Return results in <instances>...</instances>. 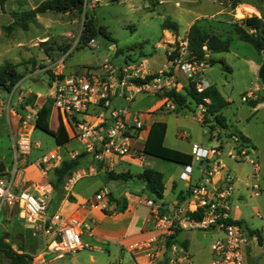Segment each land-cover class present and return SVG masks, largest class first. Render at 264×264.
Wrapping results in <instances>:
<instances>
[{
	"label": "rangeland",
	"instance_id": "374dc122",
	"mask_svg": "<svg viewBox=\"0 0 264 264\" xmlns=\"http://www.w3.org/2000/svg\"><path fill=\"white\" fill-rule=\"evenodd\" d=\"M43 1L45 0H8L5 10L0 7V66L10 62L15 66L16 71L23 75L11 92L0 88V159H3L8 167L12 166L14 155L10 127L14 118L9 114L10 101L11 105L17 103L22 110L26 102H34L39 94V103H41L51 97L53 82L60 77L59 75L82 74L86 69H100L106 59H109L116 68L147 60L151 70L162 69L163 63L168 61L167 55L171 45L168 42L188 36L190 27L198 23L208 34L217 35L229 42L227 52L217 53L214 56L215 62L206 72V79L212 85H216L229 101V105L221 112L226 120L227 137L226 154L222 159L236 177L231 213L234 217L240 218L244 229L262 231L264 228V102L261 99L264 87L259 71L263 63V54L258 53L250 43L242 40L236 30L241 27L247 28L244 19L253 14L250 8L242 6L235 11L215 0H88L86 8L89 15L95 19L98 26H104L109 34V38L98 35L94 47L79 45L85 13L39 14L28 30L6 32L5 27L13 21L12 12L34 9ZM256 1L264 10V0ZM166 19L178 24V32L163 28ZM45 41H47L46 46L43 45ZM112 45H116V51L111 49ZM46 47L50 55L46 52ZM60 47H69V49L63 53ZM62 57L63 65H60L58 61ZM257 86L260 89L254 91ZM251 91L254 96H248ZM18 97H22V100ZM243 97L248 100L244 101ZM152 100L153 97L140 96L130 108H145L153 103ZM253 100L255 104L251 103ZM38 107H33L32 111L35 112ZM195 110L196 103L191 100L190 109L187 111L182 109L178 114L172 112L152 117V119L163 118L166 121L167 145L182 148L188 146L189 142L208 144L212 130L208 124H201L193 117ZM60 117L62 115L55 110L50 120V128L54 135L38 128L34 130L31 136L34 146L29 157L31 163H35L37 159L57 147V141L62 133ZM213 121L214 119L210 118V122ZM214 127L216 130L222 128L215 121ZM178 132L189 135V138L177 139ZM233 136L242 142V136L249 138V142L243 144L245 148L250 144L249 154L260 166L258 196H254L249 186H246V182L251 181L248 176L252 173V165L247 161L231 160L227 156L233 147L230 141L233 140ZM36 142L40 143V148L35 146ZM237 146L238 143L234 145ZM67 147L81 148L75 141ZM220 147L221 149L224 147L223 142L220 143ZM159 163L161 169L167 167V170L174 171L177 175L184 170L176 163L165 160ZM196 166L195 164V172H197ZM100 183L98 176L84 177L80 180L79 187H83L86 193L93 194ZM178 183L182 186L180 180ZM145 196L148 194L145 193ZM54 208L55 203L51 205V211ZM196 233L205 246L220 232L207 230ZM42 234L39 224H27L16 215L14 210L0 209V238H6L14 249L23 245L34 253V264H92L91 256L100 258V264L107 263L104 254L91 252L88 249L56 259V253L47 251L43 239L41 240ZM32 246L34 247L30 248ZM0 264H7L2 254H0ZM196 264H207L206 257H199Z\"/></svg>",
	"mask_w": 264,
	"mask_h": 264
},
{
	"label": "built area",
	"instance_id": "2783aa9c",
	"mask_svg": "<svg viewBox=\"0 0 264 264\" xmlns=\"http://www.w3.org/2000/svg\"><path fill=\"white\" fill-rule=\"evenodd\" d=\"M95 39L89 45L94 47ZM169 52L164 67L153 73L146 61L114 67L109 59L99 69H86L82 74H69L53 82L51 98L53 107L63 117L73 136L80 144V150L63 154L52 151L36 161L43 177L59 167L68 159H76L85 153V165L68 179L66 187L87 175L110 174L116 172L114 161L132 152L131 141L137 137L143 127V117L130 108V104L140 95L159 97L162 109L176 111L174 98L168 93L185 92L191 86L198 93L204 92L210 83L206 72L211 67L212 53L207 42L202 46V56H198L189 45L188 36L168 42ZM111 49L116 51V45ZM63 65V57L58 61ZM256 87L254 91H258ZM248 96H254L251 91ZM125 104H118L117 100ZM244 101L248 99L243 97ZM209 99L196 104L193 117L201 124L206 120ZM15 107L9 102L8 109ZM16 110V108H15ZM36 115L26 113L19 132L12 133L14 143L13 168L0 173V209L14 210L16 215L27 224L40 226L46 236V249L56 253V259L74 254L89 245L83 241V235L93 236V227L77 216L61 219L48 216L49 193L45 185H35L36 194L20 189L23 177L21 162L32 153L34 143L28 129L29 122ZM212 135L217 136L212 130ZM238 146L228 154L234 161H247L253 169L248 184L254 196L259 195L260 166L251 158L243 142L233 136ZM35 146L40 148V143ZM222 149L193 144L190 154L193 162L204 166L203 174L197 181H192L193 165H185L180 179L188 182L186 199L175 205L171 214L161 212V205L148 198L146 205L150 209L149 221L153 224L156 235L130 246L155 260L163 251L171 252V264H193L189 253L170 241L178 231L217 230L222 237L211 244V264H245V249L253 243L264 246V230L253 233L238 224L231 215V201L235 193V175L221 158ZM109 187H104L96 195V200L103 210L109 208ZM164 239V241H162Z\"/></svg>",
	"mask_w": 264,
	"mask_h": 264
},
{
	"label": "crops",
	"instance_id": "0c3cea01",
	"mask_svg": "<svg viewBox=\"0 0 264 264\" xmlns=\"http://www.w3.org/2000/svg\"><path fill=\"white\" fill-rule=\"evenodd\" d=\"M242 6H245V8L246 7L250 8V11L253 12V14L249 15L250 17L253 15L261 17L260 10L262 8L261 6H259V2H257L256 0H243V2L239 4L237 8L234 10L237 11V9ZM144 61L147 62V60ZM166 63L167 62L163 63L162 68L164 67V65H166ZM160 70L161 69L154 71L150 69V71L153 73H156ZM99 71L102 70L99 69ZM210 85L212 84L210 83ZM257 87L260 89L259 86ZM140 96H144L147 98L153 97L152 100L153 103L142 109L141 108L133 109L134 111L142 115L143 127L140 130L137 137H135L131 141L132 152L126 156L116 158L114 161V165L116 169L115 173L130 174L131 178H129L128 180H117L114 182L106 183L103 178V174L87 175L79 178L71 185H68V187H66V183H67L66 182L63 186L62 191H59V190H55L53 187V183L55 181V175H54L55 168L50 170L47 173V175L43 177L40 169L36 165V162L35 163L30 162L29 159L30 156L25 161H22L20 164L21 167L23 168V177L21 180L20 189L30 191L36 194L34 186L37 184L45 185L47 186V189L50 191L49 206L47 213L49 217L68 219L69 217L77 216L87 222H90L93 227L94 235L93 236H88L87 234L83 235V241L89 246L82 250L88 249L91 252L104 254V258L107 259L106 264H171L170 263L171 252L169 251H163L159 254V256L155 260H150L142 252L130 248V246L157 234V232L153 228V224L149 221L150 209L146 205V200L150 198V196L146 191L145 182L140 177L144 169L153 168L161 172L164 176V184H165L164 197L161 201L158 202L164 211H167L173 205L183 201L180 200L179 197H185L186 199L188 195L187 189L189 183L180 179V174L182 173V171L179 173V175H177L174 171L167 170L168 169L167 167H162L161 169V163L159 162L162 161L163 159L147 155L143 151L152 124L155 121L166 122L165 120H163V118L152 119V117L157 114L172 113V112L178 114L182 110H179L177 108L176 111H165L162 109V103L159 97L153 95H140ZM140 96H138L130 104V106L133 103H136V101L139 99ZM39 98L40 95L37 94V96L34 99V102H26L22 110L17 105V103L13 104L15 105V107L9 110L10 116H13L14 118V121L12 122V125L10 127V129H12V133L20 131L26 113L31 111V113L37 115L38 110L46 103L48 99L47 98L46 100L39 103ZM18 99L22 100V97H18ZM117 102L118 104H124V102L120 99L117 100ZM190 102L191 99H188L189 105ZM35 106L36 107L39 106V107L35 112H33L34 110L32 111V108ZM29 109L31 110L29 111ZM188 109L189 108H185L183 109V111H187ZM55 110L56 109H53V113ZM60 119H61L60 123L62 127H65V131L68 135L69 141L63 145L57 142V147L51 150L50 152L58 151L60 153L65 154L68 151L80 150L79 148L70 149L67 147L73 141L75 142L78 141L73 136L71 131L68 129V126L64 122L63 117H60ZM208 125L209 128L211 125L214 126V121L210 122ZM28 129L30 130L32 136L34 130L36 129L35 120L33 122H29ZM213 130L216 132L217 136L214 137L211 131L207 145H203L198 142H194V143L189 142L188 146H183L182 148L177 146L176 147L169 146L166 143L167 135L165 139V144L170 148H174L184 153L190 154L191 147L193 144H200L204 147H217L220 146L221 142H223L224 147L222 148L223 152L221 155V158H223V156L226 154L225 140L227 139V137L225 134V128L222 127L220 128V130H216L214 127ZM167 133H168V129H167ZM220 135L221 138H219ZM176 137L179 140H187L189 138V135L186 136L185 133L178 132L176 133ZM230 141L233 144L232 149H234L235 148L234 145L236 144V142L233 140ZM232 149L228 152V154L232 151ZM13 155H14V143H13ZM0 163H4L5 165V170L1 173L9 172L13 168V163L12 166L8 167L3 161V159H0ZM195 164L197 165L196 166L197 172H195ZM90 165H93V163L86 162L85 167H88ZM192 165H193L192 181H197L201 178L203 174L204 166H202L198 162H193ZM181 166L184 169V165ZM91 176H98L101 182L93 194L86 193L83 187H79L80 180H82L84 177H91ZM178 180L182 182V186H180ZM248 184L249 182H246V186H248ZM104 187H109V189L113 193V197L119 200L120 204L110 203L109 198L107 197L109 202V208L107 210H103L101 208L98 201L96 200V195ZM145 193L148 194V196H145ZM53 203H55V208L54 210L51 211V205ZM122 206H125L124 210H121ZM4 209H8V208H4ZM232 217L235 220L241 221L239 217L236 216L234 217L233 215ZM196 232H201V231H197V230L178 231L170 238V241H173L178 245H180L181 247H183L184 249H186V251L191 256V260L193 264H196V260L199 257L202 258L206 257L207 264H211L212 261L211 244L214 240L222 237V232L218 231L220 232L218 236L215 239H213L211 243L205 246L202 245L200 239L197 237L198 235ZM41 240L44 241V245H46V236L44 235V233L41 236ZM162 241H164V239H162ZM184 242H186V247L183 244ZM33 247L34 246L30 248ZM24 250L26 253L33 256L34 253L28 251V249H26L25 247ZM98 259H96V257L94 256H91V263L100 264L101 259L100 258ZM245 264H264V246L256 243L248 245L245 249Z\"/></svg>",
	"mask_w": 264,
	"mask_h": 264
},
{
	"label": "trees",
	"instance_id": "16d2710c",
	"mask_svg": "<svg viewBox=\"0 0 264 264\" xmlns=\"http://www.w3.org/2000/svg\"><path fill=\"white\" fill-rule=\"evenodd\" d=\"M8 0H0V7L5 10V5ZM118 1V0H113ZM225 6L236 9L243 0H218ZM88 0H45L34 9H25L21 12H12L13 21L5 27L7 33H11L18 29L28 30L30 24L36 19L37 15L45 14L48 12H76L79 14L85 13L84 28L79 40V45H89L90 41L95 39L98 35H102L109 38V34L104 26H98L95 19L89 15L87 10ZM261 17L253 15L244 19V25L247 28L236 29L239 37L250 43L254 49L262 54L264 52V10L261 9ZM164 29H169L174 32H178L179 26L171 19H166L163 23ZM188 39L190 48L198 55L202 56V46L207 42L208 47L212 53L211 62H215L214 56L217 53L227 52L229 50V42L221 39L217 35H210L204 31V29L198 24L194 23L188 32ZM47 41L43 43L46 46ZM48 55L50 52L48 47L45 48ZM63 53L68 51L69 47H60ZM66 74L59 75V78H63ZM23 75L16 71L15 66L10 62H5L0 66V88L11 92L18 82L22 79ZM172 96L178 105V109L185 108L190 109L188 99L193 100L196 104L204 102L205 99H209L210 103L207 105L206 120L209 123L210 118L220 124L223 128H226V120L221 111L229 105V101L223 96L216 85H210L204 92L198 93L193 86L190 89H186L185 92L172 91L168 93ZM255 104V100L251 101ZM53 100L48 98L46 103L38 110L36 115L35 126L44 132L52 135L53 131L50 128V120L53 114ZM214 126L211 125L210 129L213 130ZM167 123L163 121H155L149 132L148 139L144 146V153L150 156H154L163 159L168 162L177 163L181 165H191L193 158L191 154L184 153L174 148H170L165 144L167 135ZM244 144L249 142V138L241 137ZM69 141L68 135L62 127V133L58 143L63 145ZM86 154L83 152L76 159L66 158L62 164L54 169L55 181L53 187L55 190L62 191L64 184L73 174L81 169L85 164ZM146 185V191L150 198L159 202L164 197L165 184L164 176L158 170L153 168L144 169L140 176ZM103 178L106 183L114 182L117 180H128L131 175L110 173L103 174ZM180 200H184L185 197H179ZM110 203H119L115 197L109 200ZM125 206L121 207L124 210ZM16 213V212H15ZM241 224L242 221H236ZM253 233H260L259 230L252 231ZM186 247V242L183 243ZM0 254L3 255L7 264H34V256L28 254L24 250L23 245H19L18 249H14L13 245L6 241V238H0Z\"/></svg>",
	"mask_w": 264,
	"mask_h": 264
},
{
	"label": "water",
	"instance_id": "95a60500",
	"mask_svg": "<svg viewBox=\"0 0 264 264\" xmlns=\"http://www.w3.org/2000/svg\"><path fill=\"white\" fill-rule=\"evenodd\" d=\"M262 54H263V63H262V66H261V68H260V71H259V77H260L261 82H262L263 87H264V52H263ZM261 100L264 102V94H263ZM4 170H5V165H4V163H0V173L3 172ZM108 198H109V200H111V199L113 198V193L111 192V190H110V192H109V194H108ZM175 205H176V204H175ZM175 205H173V206H172L171 208H169L167 211H164L163 209H161V212H163V213L166 214V215H169V214H171V212L174 210Z\"/></svg>",
	"mask_w": 264,
	"mask_h": 264
},
{
	"label": "bare ground",
	"instance_id": "6f19581e",
	"mask_svg": "<svg viewBox=\"0 0 264 264\" xmlns=\"http://www.w3.org/2000/svg\"><path fill=\"white\" fill-rule=\"evenodd\" d=\"M250 144L249 145H247V147H246V150L248 151V149H250ZM249 152V151H248Z\"/></svg>",
	"mask_w": 264,
	"mask_h": 264
}]
</instances>
